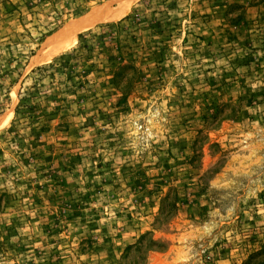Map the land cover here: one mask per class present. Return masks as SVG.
Instances as JSON below:
<instances>
[{"label": "rangeland", "instance_id": "1", "mask_svg": "<svg viewBox=\"0 0 264 264\" xmlns=\"http://www.w3.org/2000/svg\"><path fill=\"white\" fill-rule=\"evenodd\" d=\"M0 0V264H264V0Z\"/></svg>", "mask_w": 264, "mask_h": 264}, {"label": "bare ground", "instance_id": "2", "mask_svg": "<svg viewBox=\"0 0 264 264\" xmlns=\"http://www.w3.org/2000/svg\"><path fill=\"white\" fill-rule=\"evenodd\" d=\"M137 0H118L116 6H100L92 10L86 16L75 21L71 26L60 30L58 33L49 38L44 49L40 52L41 56H34L33 60L40 61L48 59L58 52L70 47L74 42L77 34L87 30L100 22L114 21L124 17L131 6Z\"/></svg>", "mask_w": 264, "mask_h": 264}]
</instances>
